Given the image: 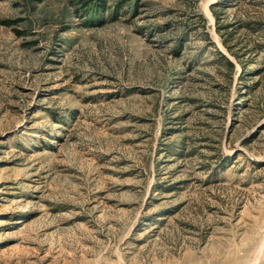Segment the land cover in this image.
<instances>
[{"label": "rangeland", "instance_id": "374dc122", "mask_svg": "<svg viewBox=\"0 0 264 264\" xmlns=\"http://www.w3.org/2000/svg\"><path fill=\"white\" fill-rule=\"evenodd\" d=\"M0 264H264V0H0Z\"/></svg>", "mask_w": 264, "mask_h": 264}, {"label": "trees", "instance_id": "16d2710c", "mask_svg": "<svg viewBox=\"0 0 264 264\" xmlns=\"http://www.w3.org/2000/svg\"><path fill=\"white\" fill-rule=\"evenodd\" d=\"M223 42L228 45V38L223 39ZM230 47V46H229ZM217 69L219 70V72L221 71V74L226 77V78H230L232 73L235 71L236 66H235V62L230 59L226 54H224L223 52L219 51V65H217ZM259 69V68H258ZM261 70V68H260ZM258 72H260L259 70H257ZM246 74V70L244 69L242 71V74Z\"/></svg>", "mask_w": 264, "mask_h": 264}]
</instances>
